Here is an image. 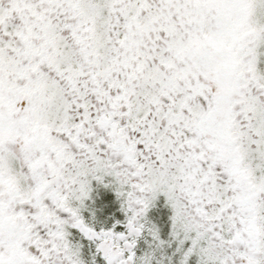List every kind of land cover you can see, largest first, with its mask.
Here are the masks:
<instances>
[{
	"label": "snow or ice",
	"instance_id": "6c2138e0",
	"mask_svg": "<svg viewBox=\"0 0 264 264\" xmlns=\"http://www.w3.org/2000/svg\"><path fill=\"white\" fill-rule=\"evenodd\" d=\"M0 264H264V0H0Z\"/></svg>",
	"mask_w": 264,
	"mask_h": 264
}]
</instances>
